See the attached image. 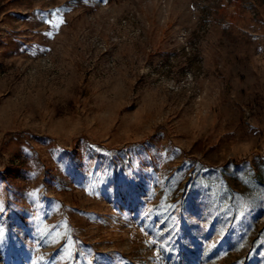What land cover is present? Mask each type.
I'll return each mask as SVG.
<instances>
[{"label":"rangeland","instance_id":"374dc122","mask_svg":"<svg viewBox=\"0 0 264 264\" xmlns=\"http://www.w3.org/2000/svg\"><path fill=\"white\" fill-rule=\"evenodd\" d=\"M0 264H264V0H0Z\"/></svg>","mask_w":264,"mask_h":264}]
</instances>
